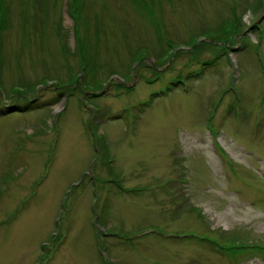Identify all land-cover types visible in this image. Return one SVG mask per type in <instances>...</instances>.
I'll list each match as a JSON object with an SVG mask.
<instances>
[{
  "label": "rangeland",
  "instance_id": "374dc122",
  "mask_svg": "<svg viewBox=\"0 0 264 264\" xmlns=\"http://www.w3.org/2000/svg\"><path fill=\"white\" fill-rule=\"evenodd\" d=\"M8 1L0 264H264V0H95L88 66L66 0Z\"/></svg>",
  "mask_w": 264,
  "mask_h": 264
},
{
  "label": "trees",
  "instance_id": "16d2710c",
  "mask_svg": "<svg viewBox=\"0 0 264 264\" xmlns=\"http://www.w3.org/2000/svg\"><path fill=\"white\" fill-rule=\"evenodd\" d=\"M21 6L24 8L23 11L20 10V14H24V10L26 12V15L28 14L29 11V7L28 5H30L32 8L35 6V3L38 1L40 3V6L43 7L44 4H48V2H46V0H19ZM86 1L88 2V4L86 3ZM66 0L67 3V11L69 13V15L73 18L74 20V25H73V35H74V49H72V53L74 55H77L79 58V63L80 64H86V66L89 65V63L91 61H93L95 58V56H97L96 51H92V41H91V37L89 35H86V28H89V16H87L86 11L88 9V7L90 8L95 4V0ZM131 5L133 4L140 12L145 11L147 12L149 15H151L152 18H154L153 15V6L156 4V0H127ZM88 5V6H87ZM105 7V6H103ZM11 19H12V7L10 5V2L8 0H0V35H2V32L9 29L11 26ZM41 23V28L42 31H44L45 29V13L42 16V20H40ZM153 23L155 25V27L157 29H159V22L157 20H153ZM96 29L93 33L94 37H95V42H94V47L97 45V40H98V35H99V31H98V24H94ZM256 26V25H255ZM60 22L57 23V28H59L60 31ZM232 28V30H231ZM230 30L233 32H238V21L236 19H233L232 21H226L223 22L222 26H221V30ZM191 45L192 49L189 50H184V49H177L176 47L174 48L170 42V39H163L162 38H158L157 40V48L156 50H154L153 55L156 59H162L163 57H165L164 59H166L167 57H172L183 54L184 52H188L191 56V58H198V55L203 51V48L206 47V45H202L201 41L198 43L197 42V38H195L194 36H191L188 39V42L185 43L186 46ZM165 45V46H164ZM2 41L0 39V51L2 50ZM154 47V46H152ZM151 48V47H150ZM152 50V48H151ZM218 55L219 53L216 52V49L214 48V55ZM0 59H2V54L0 52ZM169 59H166V62ZM163 61V60H162ZM161 61V62H162ZM210 61H205V63L203 64H209ZM91 64V63H90ZM171 67V65H169V68ZM92 70V66H90V72ZM80 77H75L73 73H70V77L69 80H74L75 83H77V81H79ZM1 83V81H0ZM98 87H100L102 84H97ZM28 86V85H26ZM36 85L32 84L30 86H28V88H34ZM97 87V86H96ZM12 90L15 92V88L12 87ZM221 238L225 239L227 238L228 240H230L231 238L229 237H222ZM258 250V249H256Z\"/></svg>",
  "mask_w": 264,
  "mask_h": 264
}]
</instances>
